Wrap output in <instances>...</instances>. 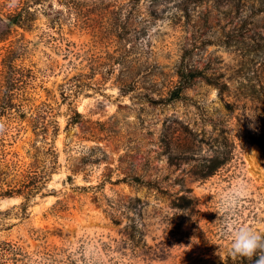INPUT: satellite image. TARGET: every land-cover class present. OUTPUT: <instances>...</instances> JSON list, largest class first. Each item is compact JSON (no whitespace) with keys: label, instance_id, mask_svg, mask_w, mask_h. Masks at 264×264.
Masks as SVG:
<instances>
[{"label":"rangeland","instance_id":"rangeland-1","mask_svg":"<svg viewBox=\"0 0 264 264\" xmlns=\"http://www.w3.org/2000/svg\"><path fill=\"white\" fill-rule=\"evenodd\" d=\"M71 1L0 43L24 46L25 116L1 125L0 190L49 175L0 197V264H256L225 225L264 233V0ZM181 67L200 75L173 100Z\"/></svg>","mask_w":264,"mask_h":264},{"label":"trees","instance_id":"trees-1","mask_svg":"<svg viewBox=\"0 0 264 264\" xmlns=\"http://www.w3.org/2000/svg\"><path fill=\"white\" fill-rule=\"evenodd\" d=\"M49 0H20L18 3L17 9L14 12H11L6 18L0 15V43L8 41V36L13 31V25L22 27L25 23V13H30V8L34 4H43ZM64 2L67 5L71 6V0H59ZM138 0H132L130 2H135ZM19 8V9H18ZM23 44H20L19 47L8 45L6 51L3 52L5 47L0 46V132H2L1 125L5 124V119L8 121L12 120L14 111H18L20 116L23 118L24 112L21 108L18 107L15 101V91L18 89L20 82V76L24 71V68L17 64V59L21 57L20 49H22ZM178 76L180 77L179 85L173 91V100H181L184 98L182 92L185 88L189 87L192 81L199 77L200 72L198 70L190 69L189 72L185 68H178ZM123 92H128L129 89L123 88ZM0 173L8 174V171H3L0 168ZM48 170H30L25 175L21 187L17 190L7 189L0 190V197L14 196V193L20 195H26L28 199L33 196L35 193H40L43 188L46 187V182L48 180ZM118 223V222H116ZM134 238L133 234H130ZM134 240V239H133Z\"/></svg>","mask_w":264,"mask_h":264},{"label":"clouds","instance_id":"clouds-1","mask_svg":"<svg viewBox=\"0 0 264 264\" xmlns=\"http://www.w3.org/2000/svg\"><path fill=\"white\" fill-rule=\"evenodd\" d=\"M246 196V186L238 182L233 191L224 198V204L228 208H234L237 202ZM225 227L229 231L230 250L233 255H241L251 258L256 253L261 255L256 264H264V233L255 230L251 225L240 223L235 218H228Z\"/></svg>","mask_w":264,"mask_h":264}]
</instances>
